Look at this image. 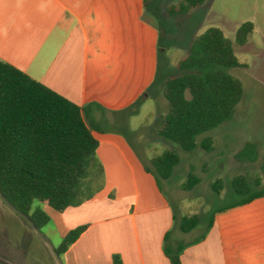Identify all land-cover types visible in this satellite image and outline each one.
Listing matches in <instances>:
<instances>
[{"label": "crops", "instance_id": "obj_1", "mask_svg": "<svg viewBox=\"0 0 264 264\" xmlns=\"http://www.w3.org/2000/svg\"><path fill=\"white\" fill-rule=\"evenodd\" d=\"M145 4L0 0V61L77 106L98 105L101 109L90 110L96 122L118 124L140 111L158 75L160 34L144 19ZM108 113L116 118L108 121ZM93 135L103 189L62 213L44 207L50 223L42 233L56 248L70 231L87 226L60 256L63 264H112L114 254L124 264H171L164 246L176 215L162 187L124 135L114 130ZM7 209L13 217L5 216ZM4 221L12 224L13 237L6 235ZM18 230L31 239L36 254L18 247ZM176 243L168 247L179 248ZM47 246L0 199V262L59 264ZM180 259L182 264H264V197L216 213L212 228L184 245Z\"/></svg>", "mask_w": 264, "mask_h": 264}, {"label": "trees", "instance_id": "obj_2", "mask_svg": "<svg viewBox=\"0 0 264 264\" xmlns=\"http://www.w3.org/2000/svg\"><path fill=\"white\" fill-rule=\"evenodd\" d=\"M205 1L178 0L167 6L166 12L169 17L180 20ZM253 30L251 22L242 24L232 42L222 30L211 27L192 40L186 56L177 62L178 73L164 86L168 111L158 131L161 138L192 152L201 134L233 118L244 89L230 70L246 67L239 62L235 46H244ZM93 107L100 108L96 104L77 106L23 71L0 61V191L40 230L50 223L44 207L62 213L68 207H77L92 199L104 187V168L97 157L99 143L93 135L103 129L90 116ZM200 147L211 151L213 139L205 138ZM259 158L256 143L245 144L236 155L242 162L256 163ZM179 163L178 154L166 150L153 158L145 170L161 188L162 180H168ZM200 181L191 173L183 189L190 191ZM261 184L260 176L252 181L242 175L235 177L232 189L240 199L217 210L205 234L212 228L216 213L264 197ZM222 189L221 179L212 184L216 194ZM199 223V216H185L180 221V230L188 233ZM86 229L87 226H81L70 231L53 253L62 256ZM182 251L183 247L164 246L171 264H182ZM112 264H124L119 254L113 255Z\"/></svg>", "mask_w": 264, "mask_h": 264}, {"label": "rangeland", "instance_id": "obj_3", "mask_svg": "<svg viewBox=\"0 0 264 264\" xmlns=\"http://www.w3.org/2000/svg\"><path fill=\"white\" fill-rule=\"evenodd\" d=\"M177 2L146 0L144 19L160 34L158 75L147 91L150 98L143 102L139 112L134 113L133 117L124 118L123 122L114 125L110 122L99 123L105 131L114 130L124 135L149 167L151 160L166 150L178 154L179 165L168 180L161 182L163 194L176 215L175 227L168 238L169 247L176 241L179 247H183L200 237L206 232L209 220L217 210L240 199L232 189L235 177L242 175L252 181L260 176V189L264 188V0H206L203 6L180 20L169 17L166 12L167 6ZM246 22L254 25L253 33L244 46H235L239 62L246 67L230 70V74L241 81L244 89L243 98L236 106L233 118L201 134L197 138L198 146L192 152L184 151L177 143L161 138L158 131L168 111L164 86L170 77L178 73L177 62L186 56L192 40L215 27L234 42L237 30ZM106 118L109 121L116 116L108 113ZM208 137L213 139L214 147L206 152L200 143ZM247 143H257L263 149L256 163H244L236 159L240 149ZM191 173L201 181L197 187L187 191L183 185ZM218 179L223 181L219 195L212 190V184ZM6 212L5 216H14L8 209ZM193 215L200 218L197 228L188 233L181 232V219ZM2 227L7 236L13 237L14 229L10 222L4 221ZM17 234L21 237L18 247L24 252L36 254L31 239L24 234L20 235L19 230ZM45 248L53 254L48 246Z\"/></svg>", "mask_w": 264, "mask_h": 264}, {"label": "water", "instance_id": "obj_4", "mask_svg": "<svg viewBox=\"0 0 264 264\" xmlns=\"http://www.w3.org/2000/svg\"><path fill=\"white\" fill-rule=\"evenodd\" d=\"M0 199L2 200V202L10 209L12 210L16 215H18L19 217H21L22 219H24L26 222H28L30 224V226L32 227V229L34 230V232L51 248V250L54 252L55 247L54 245L44 236V234L42 233V231L36 227L35 223L25 214H23L22 212H20L19 210H17L7 199L6 197L3 195V193L0 191ZM55 257L57 258V261L59 264H63V261L61 259V257L54 253Z\"/></svg>", "mask_w": 264, "mask_h": 264}]
</instances>
